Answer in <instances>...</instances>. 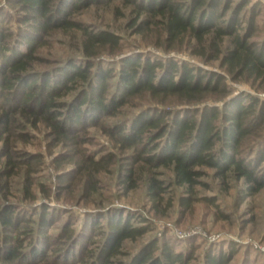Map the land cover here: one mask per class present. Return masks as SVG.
<instances>
[{
	"label": "trees",
	"instance_id": "trees-1",
	"mask_svg": "<svg viewBox=\"0 0 264 264\" xmlns=\"http://www.w3.org/2000/svg\"><path fill=\"white\" fill-rule=\"evenodd\" d=\"M6 1L8 5L0 4V158L5 159L0 180L32 159L31 153L12 144L11 137L26 138L22 129L27 122H43L65 143L74 144L93 125L128 149L132 162L123 175L127 189L137 186L138 163L148 164L147 193L157 211L168 189L158 176L161 166L172 171L185 192L180 196L185 210L198 199L197 187L206 184L202 177L208 168L226 187L231 178L242 181L244 195L264 188V97L245 90L235 93L225 81L230 75L264 89V38L254 37L264 9L260 0H121L129 7L136 32L156 29V45L188 48L207 61L219 60L225 73L146 53L127 56L114 73L113 67L108 69L92 57L96 47L117 44L116 33L92 30L72 17L80 7L103 0ZM115 8L126 14L119 5ZM11 18L19 22L17 30L11 28ZM55 30H76L85 56L49 68L37 66L38 45ZM111 77H117L116 88L111 87ZM138 96L150 102L148 110L135 118L120 117L121 109L133 105ZM209 98L220 99L221 104H211ZM111 159L112 154L77 156V171L87 175V187H94V174ZM8 187V180L0 184V227L19 235L6 233L0 262L18 264L26 256L25 241L37 253L41 247L35 245L36 239L44 244L52 239L43 227L52 223L54 213L41 209L38 228L30 226L36 221L26 216L30 211L22 214L7 203ZM25 189L27 196L32 194L30 181ZM105 216L106 222H100ZM134 219L136 214L118 209L95 212L91 229L103 236L96 245L100 261L88 259L85 264L111 263L126 241L136 242L152 228ZM74 230L67 225L62 240L76 239ZM179 245L178 240L148 239L116 264H195V250ZM216 247L205 251L204 264H227L236 253L234 246L227 251ZM95 250L91 249V257Z\"/></svg>",
	"mask_w": 264,
	"mask_h": 264
},
{
	"label": "rangeland",
	"instance_id": "rangeland-1",
	"mask_svg": "<svg viewBox=\"0 0 264 264\" xmlns=\"http://www.w3.org/2000/svg\"><path fill=\"white\" fill-rule=\"evenodd\" d=\"M6 3V0H0V4L8 5ZM116 5L126 14L117 13ZM11 12L13 13L14 9H11ZM72 17L84 22L92 30H110L116 33L118 43L96 47V53L92 57L95 62L108 69L113 67L114 73L120 70L127 56L142 53L153 57L183 60L207 71L225 73L219 60L207 61L188 48L165 49L156 45V29L136 32V27L130 25L133 16L129 13V7L123 6L121 0H103L82 6L72 13ZM18 24L15 18L10 19L12 29L17 30ZM76 33V30L68 33L55 30L45 35L36 51L41 58L40 63L36 65L49 68L67 62L71 57L81 60L85 55L80 47V38L74 35ZM254 37L264 38V9L257 19ZM225 81L235 93L245 90L264 97V89L254 87L249 80L234 79L227 75ZM110 82L111 87L116 88L117 77H111ZM208 102L221 104V100L215 98H209ZM149 103L147 99L138 96L133 105L121 109L119 116L135 118L148 110ZM22 130L27 132V137L13 135L11 142L17 145L20 152L31 153L32 159H29L28 164H21L16 174L0 180V184H4L6 180L9 182V193L5 199L7 203L15 205L22 214L30 211L26 216H33L36 220L29 223L30 226L38 228L39 211L45 207L48 212H53L54 216L50 219L52 223L43 227L46 232L52 234V239L45 244L36 239L35 245L41 247L37 253H33L32 245L25 241L23 249L26 256L22 257L18 264H85L88 259L100 261V249H96V245L101 242L103 236L91 229V218L95 212L113 213L115 209L136 214V224L148 223L152 228L138 241H126L123 251L108 264L127 259L125 252L133 254L141 243L153 238L178 240L179 248L194 249L197 256L193 259L195 264H204L205 251L217 245L225 251L229 246H234L236 253L227 264H264V188L252 195H244L242 181L231 178L230 186L226 187L214 175L213 169L208 168V174L202 177L206 184H199L197 187L198 199L193 202L191 209L185 210L180 204V196L185 192L174 181L172 171L161 166L158 168V176L165 180L168 189L161 210L157 211L147 193L150 166L138 163V167V164H135L138 167V183L136 187L127 189L123 175L132 162L130 151H124L99 126L90 125L89 129L82 133L83 138H79L74 144L55 138L51 129L43 122H27L26 128ZM1 145L2 143L0 147ZM74 152L79 155L96 154V158L101 154H112L110 162H104L96 173L93 171V188L87 187V175L77 171L75 160L79 155L74 157ZM4 160L0 158V168L4 165ZM28 181L31 182L32 190L29 196L25 189ZM100 222L105 223L106 216L101 218ZM67 225L75 228L77 236L70 242L62 240ZM21 226L26 225L22 223ZM180 231L185 234L180 235ZM6 233L19 235V232H10L5 228L2 230L0 227L1 256L5 253ZM92 240H95V243ZM12 242L10 244H15ZM91 249H96L93 257ZM0 264L10 263L1 261Z\"/></svg>",
	"mask_w": 264,
	"mask_h": 264
},
{
	"label": "built area",
	"instance_id": "built-area-1",
	"mask_svg": "<svg viewBox=\"0 0 264 264\" xmlns=\"http://www.w3.org/2000/svg\"><path fill=\"white\" fill-rule=\"evenodd\" d=\"M260 1H262L263 2V4H264V0H260ZM185 234V232L184 231H180V235H184Z\"/></svg>",
	"mask_w": 264,
	"mask_h": 264
}]
</instances>
